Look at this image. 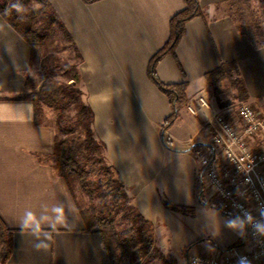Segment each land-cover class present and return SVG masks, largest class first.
Returning a JSON list of instances; mask_svg holds the SVG:
<instances>
[{
    "label": "crops",
    "instance_id": "1",
    "mask_svg": "<svg viewBox=\"0 0 264 264\" xmlns=\"http://www.w3.org/2000/svg\"><path fill=\"white\" fill-rule=\"evenodd\" d=\"M47 1L79 54L78 86L93 111V135L132 205L151 224L157 246L180 258L190 243L212 239L195 243L186 260L246 249L244 223L199 200L194 151L209 142L208 122L224 100L264 108V6L260 44L241 32L239 21L245 7L262 0H198L202 14L185 23L174 53L156 66L163 83H185L186 100L164 133L166 144L162 126L172 106L147 68L167 42L183 0ZM34 49L0 15V218L10 241L2 264H111L68 177L53 167V126L37 125L32 102L20 97L35 66ZM222 63L235 66L231 74L242 94L227 77L215 86L208 81ZM226 83L224 95L218 88ZM198 96L211 108L191 114L187 105Z\"/></svg>",
    "mask_w": 264,
    "mask_h": 264
},
{
    "label": "trees",
    "instance_id": "2",
    "mask_svg": "<svg viewBox=\"0 0 264 264\" xmlns=\"http://www.w3.org/2000/svg\"><path fill=\"white\" fill-rule=\"evenodd\" d=\"M37 1L41 3L39 8H30L28 6L29 0H0V15L31 47H36L41 46L47 37V32L37 25V19L40 15H42L43 12L48 13L45 15V19H47L49 23L56 22L58 24L76 52V48L73 45L70 34L65 30L62 22L59 20L57 14L49 2L47 0ZM91 1L94 0H85V2ZM183 2L185 7L173 15L170 19V33L167 42L150 59L147 68V73L150 80L168 97L172 106L171 114L165 119L162 126V136L165 144L167 141L164 139V133L176 120L179 110L184 105L186 100L184 93L185 83H163L156 74V66L163 56L169 53H174V49L180 37L184 33L185 23L202 14L198 0H183ZM239 21L241 32L246 34L254 44H260L262 42L261 19L253 18V22L251 24L245 20L243 15H241ZM78 58L79 54L76 52V59ZM58 63V57L54 53H45L39 62V71L41 74L40 85L34 87L32 85L31 77L27 76L25 88L20 97L28 98L32 102L34 120L37 125L40 124V118L43 115L42 104H46L47 106H50L56 110V125L61 131L66 133H68L70 129L60 123V119L63 116V106H67L69 103H74L76 105V118L79 120V124L83 128L84 138L81 139V136H79V140L77 142H71L66 137L58 138L55 136L53 152L51 154V158L53 160L52 164L53 167L56 168L64 177H67L65 173L66 170L73 172L76 175L81 188L87 191L90 196H92V193L90 194V190L88 188L89 177L84 167L78 164L77 157L86 156L87 151L88 153H94L95 151L102 153V151H105V146L102 142H99L97 139H95L93 135L92 124L94 115L91 108L84 102V100L81 99L82 92L78 86L79 74L76 64L72 65L71 67L74 72L69 78L70 82L61 83L55 80ZM234 68L235 66L232 63H222L215 71L208 73L206 77L213 86H215V83L220 79L227 77L230 80L231 86L234 87L239 92V94H242V91L244 90L242 84L237 79L233 78L231 74V71ZM216 90L217 89L215 88V91ZM195 146L198 145L196 144ZM115 181H117L119 187L122 188V184L118 182V180ZM119 194L128 197L124 191H119ZM198 198L205 205L211 206L203 200L201 185L198 190ZM132 207L135 210V219L138 218L141 220L142 224L149 225L150 223L145 218H143V216L133 205ZM174 209L186 212H190L192 210L190 207L180 206L174 207ZM87 218L88 217L85 215V219ZM96 223L99 227L105 225L101 219H98ZM95 229L101 234L103 244L108 252L111 264H119L117 254L114 248L110 245L107 234L100 228ZM148 231L149 227L145 228V230H142V228L139 227L132 236V239L140 241L138 243V249L142 255L148 253L153 246L152 236ZM112 235L117 245L123 249V252L126 251L127 240L122 238L120 234L113 228ZM203 240L212 241V239L209 237L200 238L187 245L184 249L183 255L187 258L190 248L195 243ZM242 244L243 241H239L224 249L232 250L237 246H241ZM9 253V230H7L0 218V264L5 262Z\"/></svg>",
    "mask_w": 264,
    "mask_h": 264
},
{
    "label": "built area",
    "instance_id": "3",
    "mask_svg": "<svg viewBox=\"0 0 264 264\" xmlns=\"http://www.w3.org/2000/svg\"><path fill=\"white\" fill-rule=\"evenodd\" d=\"M198 96L191 114L210 109ZM210 140L195 149L203 200L245 225L246 249L231 256H193L190 264H264V108L239 102L214 112Z\"/></svg>",
    "mask_w": 264,
    "mask_h": 264
},
{
    "label": "rangeland",
    "instance_id": "4",
    "mask_svg": "<svg viewBox=\"0 0 264 264\" xmlns=\"http://www.w3.org/2000/svg\"><path fill=\"white\" fill-rule=\"evenodd\" d=\"M30 8H39L41 3L37 0H29ZM264 6V0L253 3L245 7L243 17L248 23L253 22V18L260 19V9ZM48 13L43 12L37 19V25L47 32V37L41 46L34 47L33 59L35 66L32 68L30 77L32 85L37 87L41 83V74L39 71V62L45 53H54L58 57L57 75L55 80L61 83H69V78L73 75L72 65L77 63L76 54L72 45L67 40L63 30L55 23H49L45 19ZM240 14V13H239ZM219 91L229 93L230 87L226 83L225 87L218 88ZM81 99L84 100L83 96ZM223 105H236L237 101L226 99L222 102ZM43 115L40 118V124H50L55 130V136L58 138H68L71 142H77L80 138H84L83 128L76 118V105L69 103L63 106V116L60 123L70 129L68 133L61 131L56 125L57 111L52 107L42 104ZM86 156L77 157V162L86 170L89 177L88 188L90 194L83 190L76 175L66 170L69 183L75 193L78 203L81 205L85 215L91 220V225L94 228H100L107 234L110 245L114 248L119 264H190L189 259L184 256L176 258L171 254L163 251L155 243L151 224H142L140 219H135V210L132 207L129 197L119 194V191H124L119 187L115 174L105 157V151L88 153ZM51 157V156H50ZM51 161L53 162L52 158ZM114 212V214H113ZM101 219L105 225L99 227L97 220ZM149 227V234L152 236L153 246L148 253L142 255L138 249L139 240L132 239L135 231L138 228ZM112 228L116 230L126 241V251L123 252L113 235ZM146 234V233H145Z\"/></svg>",
    "mask_w": 264,
    "mask_h": 264
}]
</instances>
